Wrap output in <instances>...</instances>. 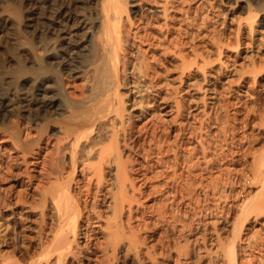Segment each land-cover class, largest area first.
Here are the masks:
<instances>
[{
    "label": "bare ground",
    "instance_id": "bare-ground-1",
    "mask_svg": "<svg viewBox=\"0 0 264 264\" xmlns=\"http://www.w3.org/2000/svg\"><path fill=\"white\" fill-rule=\"evenodd\" d=\"M142 1L0 0V3H4L3 9L14 18L13 20L18 23L25 20L27 25V35L25 34L27 44L24 45H28V56L25 55L27 59H24L23 56L26 61L18 63L14 74L16 76L26 75L27 79L25 81L27 80L31 85L29 90L25 92H21V89L24 88L23 85L21 89L16 88L13 92L1 94L0 119L2 121L8 119L12 112L16 115L22 110L35 112L31 119V127L37 133L32 132L31 134L34 133L35 135L29 136L28 140L26 138V136L28 137L27 133L25 138H21L17 125L13 126L14 140L22 151V161L31 164L33 167H39V171H37L38 169L35 170L40 173L41 177L39 179L40 177L37 175V179L30 172H27V176L25 175L27 177V179L25 177V180H27L28 184L34 182L32 181L33 177L36 181L39 180L41 182L40 186L38 187V184L36 187L40 189L35 190V192L38 191L37 193H39L38 196L40 197L36 199H40L42 202V209L38 213V227L34 231L38 246H42L41 253L36 258L31 255L29 264H39L41 260L51 262V264H120V257L122 255L126 257L129 254L135 257L137 264H141L138 250L139 246L144 244L146 236L140 234V227H136V224L139 223L134 224V220L141 217H137L138 205H140V200L143 197L144 191L142 188L146 185L148 178L145 172L146 165L142 161L145 159L144 162L149 163L150 158L148 157L155 154L154 159L159 162L157 156H159V159H163L161 156L164 157L167 152L173 150L174 156L173 159L170 158L172 159L169 160L170 163L167 159H163L170 166L166 165L172 168V176L168 175L167 177L166 174V177L172 182L177 174L176 167L177 165L180 166L178 161L181 159H179V151L181 150L178 145L181 138L180 140L177 139L178 144L174 146L177 148L173 149V146L171 147L172 144L170 143V145L169 142L161 137L163 144L167 147L164 149V145L157 138L158 125L154 126L155 124H152L150 129L142 126V128H135V116H137V119L139 116L142 117L147 113L148 109L145 106L147 104L145 100H148L146 96L149 93H143V88H150V93L154 97L160 98L161 87L165 85V83L162 84L161 82V74L167 70L164 66L166 64H161L164 70L161 69L163 72L159 73L152 62H150L152 61L150 57L152 56L151 58L154 61L157 54L154 57L152 54L149 56V53L160 49L163 52H170L172 56H176L180 67L179 78L182 83L185 81L184 79L188 80L191 76H195L196 73H200V76H202L207 70L212 69V58L216 57L219 60L224 41L226 40L221 38L223 35L220 32H217L219 36L221 35L220 37L216 33H214L215 35L212 34L215 37V39L213 37L212 40L210 39L212 41L211 47L214 48H212L213 53L212 50L207 51V48H204V40L195 39L198 33L194 36L193 32L191 34L193 37H191L187 30V23L189 24V16L191 15L189 13L192 11L189 12L191 5L185 4V0L179 2L181 4L184 3V5L182 4L184 12L182 13L181 11L183 10L178 8L182 15L177 16V19L179 16L181 17V20L179 18L181 22L178 23L179 25L175 23L177 24L175 25L176 32L173 31L175 27L173 28L172 26L175 20V16L172 14L173 10H175L174 0H152V2L155 1L156 3H153V5L149 4V6H144ZM244 1V5L247 7L245 23L247 28L251 30L258 12L264 13V1L258 6H252L251 0ZM182 6L180 7L182 8ZM138 10L147 11L148 13L152 12L149 22H144L142 31L139 29V25H134ZM177 10L176 12H179ZM156 18H161L160 20L162 21H158ZM237 23L234 37L236 46L238 45V33L242 30L240 24L246 26L243 21L242 23L239 21ZM153 24L155 26L158 24V28L152 27ZM170 25L171 27H169ZM14 26L16 27V25L12 27ZM171 28L173 29L172 32L176 33L174 36H172L174 33H170ZM160 31L163 32L160 34ZM144 42L146 47L141 49L140 52L139 49L141 47H138ZM134 45H139L136 49L139 53L134 48L137 54L135 55L134 53V58H130L129 55H133V53L127 47ZM158 60L160 61L162 58ZM158 60L157 62H159ZM160 63L158 66H160ZM261 63L259 64L260 66L262 65ZM89 69H93L94 74ZM87 70L92 73L93 77L90 78V75H87L89 72L86 74ZM80 74H83V77L85 76L84 74L88 76L89 80L85 81L86 84H81L83 78H80L82 81H75V78L68 79L72 76L77 77ZM80 76L82 77V75ZM86 76L85 78H87ZM9 81L11 80H8V83ZM84 85L89 86L92 92L90 93L91 89L87 87L86 89L89 88V95H86L87 92L85 95H79L81 94L79 93L77 94L79 97H73L76 94V89L73 87L78 88L81 86L84 88ZM71 87L75 91L70 90ZM122 88H125V91H120ZM77 91L79 90L77 89ZM83 92L85 91L83 90ZM144 96L147 99L145 98L144 100ZM151 98L153 99V97ZM150 102H148V105ZM155 102L157 101L154 100L153 105ZM86 103H89V106ZM176 104L179 103L176 101ZM64 111L65 113H63ZM136 111L140 112L138 113L139 115L134 113ZM66 112L68 113L66 114ZM259 115L261 116V113ZM259 115L258 117H260ZM60 116L64 117L60 118ZM135 129L138 130L136 131ZM188 131L187 136L189 134V138L196 134L195 131H193L194 133L192 130ZM47 135L53 137L50 138ZM140 135L141 137L144 135L149 136V139L146 138L147 141L143 138L146 142H149L148 148L143 145L144 142L142 144L140 139V143H138V136ZM43 136H45V142L44 145H41ZM158 136L160 135L158 134ZM241 139L240 141L238 140L236 148L239 163L237 177L241 194L236 201V213L231 226V237L223 252L213 255L214 258L212 259L214 260L211 259L212 262L209 264H217V261L220 264H241L237 249L240 233L245 229L250 218L260 217L264 213V139L262 143L259 142V148H253V144L251 145L250 141L247 142L250 145L243 147L244 144ZM48 144H52L51 149ZM46 145H48L46 148L49 150H46ZM198 145L201 149V157L205 159L207 149L204 140H199ZM169 149L171 150L169 151ZM43 150L45 152L42 154L41 151ZM27 154L33 155L31 160L26 159ZM186 156L184 155V157ZM142 157L144 159L140 160ZM180 157H182L181 154ZM189 157L187 156L182 160L183 164L186 165L189 162ZM210 161L208 160L207 162L210 163ZM79 167L80 170H78ZM169 167L166 168L168 169ZM187 167L188 170L186 171L191 170V166L187 165ZM7 168L10 169L9 167ZM163 174L161 173L160 175ZM209 181H211V177ZM209 181L208 183H210ZM208 183L207 186L209 187L211 184L209 185ZM34 186L36 185L32 186L33 189H36ZM204 186L206 187V185ZM212 190L215 189L212 188ZM17 193L13 197L15 200H11L13 204L26 201L28 194L24 196L23 194L25 193ZM35 194H31V196ZM174 197L175 195H173ZM3 198L1 199L0 197V203L6 206L4 208L12 205V203L9 204V201H6L8 204L4 205L6 202H4L5 200L3 201ZM101 200H109L107 205L109 210L105 217H102L101 210L97 209L99 207L98 202ZM34 202L39 204V200L32 203L35 204ZM30 207L28 208L30 209ZM159 212L158 214L162 215L163 212ZM93 218L103 219L100 225V222H98V228L101 230H97L100 233L103 232L104 236L102 235L103 241L101 242H97L96 236H93L95 230L91 224ZM7 225L6 228L8 227ZM33 226L35 225L33 224ZM1 232L0 234L3 236ZM48 232L49 236L45 237ZM35 237L32 235V238ZM194 241L195 244L200 243L201 246H212L213 244L211 242L207 243V238L204 236H201L200 239L195 238ZM218 241L219 243L216 245L219 244L221 246L220 240ZM98 250L101 251V255H96ZM215 250L214 252H216ZM19 261H14L12 264H15V262L16 264H22ZM45 261L44 264H46ZM179 261L178 263H180Z\"/></svg>",
    "mask_w": 264,
    "mask_h": 264
},
{
    "label": "rangeland",
    "instance_id": "rangeland-1",
    "mask_svg": "<svg viewBox=\"0 0 264 264\" xmlns=\"http://www.w3.org/2000/svg\"><path fill=\"white\" fill-rule=\"evenodd\" d=\"M147 1H142V3H144V6H149V4L153 5V3H156L155 1L152 2V0ZM174 1L175 10H173L174 12H171L175 16L174 25H172L173 28H175L174 30L171 28L170 33L176 32L175 25L181 22L180 16L184 12L182 6V4L184 5V3H179L181 0ZM243 1L244 0H187L186 2L185 0V4L188 3V6L191 5V9L189 7L190 11H188H192L191 13H189V15L191 14L189 16V21L187 20L191 25L190 26L187 23V30L189 31L188 33H190L189 35L191 37H193V35L195 36L198 33L196 35L197 38L195 37V39H199L202 41L204 40V48H207V51H211L213 48L211 47V40L212 37L215 39V37L213 36L215 35L214 33H216L217 35L220 32V34L223 35H220L221 38H223V40L226 39L223 44L222 54H220L219 56V60L216 59V57H213L212 69L207 70L204 75L200 76V73H196L197 75L195 74V76H191L188 80L184 79L186 82L183 81L181 83L179 78V61L176 56H172L170 52H163L160 49H158L159 51L154 50L155 53H149V56H151L152 54L154 55V57L157 54L155 57L156 61L154 60L156 63L151 58L152 56L150 57V60L152 61H149L152 62V64L155 66V69L159 73H162V70H164V67H162L161 64H166L164 66L167 70H165L166 72L164 71L161 74V82L162 84L165 83V85H162L161 87V91L159 94L160 98L154 97L152 93H150V88H143V93H149V95L146 96L148 97L149 101L145 100L146 97L144 96L145 103H147L145 106L148 109L147 113L142 117L139 116V118L137 119V116H135V128L143 127L150 129L152 128V124H155L154 126L158 125L157 138L160 139V143L162 142L161 144H163L162 140L164 139L165 141L169 142V144H172L170 145L171 147L173 146V149L177 148L174 146H177L178 140H180L181 138L178 145L179 149L181 150L179 152L182 157H180L179 154V159H181H178V163L180 166L177 165V174L175 173L176 176L174 181L172 182L167 177L168 175L172 176L173 174V171L171 173L172 168L169 167L170 165L168 164V162L170 163L169 160L173 159V150L170 151L171 149H169L170 152H167L164 157L161 156L164 160L167 159L168 162L166 161V163L163 159H159V156H157L159 162L157 161V159L155 160V154H152L148 157L150 158V160L146 158L147 160H149V163L146 162L147 164L144 162V157L140 159H144L142 163L146 165L145 172L147 174L146 176L148 177L147 182L145 183L146 185L144 186V188H142L144 192L143 197L140 200L141 203L140 205H138L137 217H141L134 220V224H136L137 222L139 223L136 224V227H140V234H142V236H146V238L144 239V244L139 246L138 250V254L141 258V264H209L212 262V260H214L212 259L214 258L213 255H216L218 253L221 254L223 252L225 247H227L225 245H227L228 240L231 237V226L236 213V201L241 194V192L239 191V183L237 177L239 169V163L236 154L237 143L242 138L241 141L244 144L243 147H247L248 145L253 144V148H259L260 143H262V140L264 139V13L258 12L256 20L252 24L253 29H248L247 24L245 23L247 7H245V1ZM263 1L264 0H251V3H253L251 5L258 6ZM1 3L0 96L2 93L5 94L8 92H13L14 90H16V88L21 89L23 88V85L24 88L21 89V92L28 91L29 86L31 85L30 82L28 83L27 80L25 81V79H27L26 75L16 76L14 74V70L17 67L18 63L20 61H26L24 59H27L26 56H28V45H24L27 44L26 22L25 20H23L18 23L13 20L14 18L3 9L4 3ZM179 5L182 6V8ZM176 7L177 9H182V13L179 11V9L177 10ZM176 10L179 12H176ZM150 13H148L147 11L138 10L135 16L136 18L134 19V25H139L138 27L141 30L144 22H149V18L152 17V12ZM260 14L263 15H261L262 17L260 16L262 19L259 17ZM178 15L180 16L177 19ZM160 19L161 18H159L158 21H162ZM238 21L241 23L243 21V24H246V26L240 24L242 30L240 29L241 31L238 33V45L236 46L234 43V37L236 34V25H238ZM15 22L16 24H14ZM9 23L12 26L16 25V27H12ZM157 25L158 24H156L155 26L153 24L152 27L158 28ZM169 27H171V25ZM23 29H25V31H23ZM172 30L174 32H172ZM161 32L163 31H160V34ZM192 33L193 35H191ZM175 34L176 33L172 34V36H174ZM20 39H22L23 42L22 40L20 41ZM137 46L139 45L127 47V49L130 51L132 50L131 53H133L132 55L129 51V53L131 54L129 55L128 53L130 58H134V56L139 53V51L141 52V49H144L146 47V44L145 42L142 43V45L138 47H141L139 51L136 50ZM134 48L137 53H135ZM157 51L159 54L156 53ZM212 52L214 53L213 50ZM158 56L159 58H162V60L159 61ZM157 60L159 62H157ZM159 63L161 67L158 66ZM260 63L262 64L261 66L259 65ZM90 71H92V73L94 74L93 69H91ZM90 71L87 70L86 74L89 72V74L87 75H90L89 77L91 78L93 77V75L92 73H90ZM86 74L84 75L86 76ZM80 75H82V77ZM80 75L77 77L72 76L73 78L69 77L68 79L75 78V81H80V78H83V81L81 80L83 83L81 82V84H84L85 81L87 82L89 80L88 76H86L87 78H85V76L83 77V74ZM8 80L11 81H9L8 83ZM80 87H73L76 89V91L72 87L71 89L69 88L76 93H73L75 94V96L73 95V97H79L77 95L79 93H81L79 95H85L88 92L86 95H89V86L84 85V88ZM87 87L89 88L86 89ZM77 89L79 91H77ZM82 89L85 92H83ZM120 91H125V88L120 89ZM91 92L92 89L90 90V93ZM163 96L164 98H166L164 99ZM149 97H153V99H150ZM154 100L157 102H155L153 105ZM176 101L179 104H176ZM148 102H150L151 104L149 103L148 105ZM86 104L89 106V103ZM63 113H65V111ZM67 113L68 112H66V114ZM134 113L136 115H139L138 113L140 112L136 111ZM260 113L261 116L259 115ZM33 114H35V112H33L32 110H22L18 115H16L14 112H12V114L10 113L9 118L6 120L2 121V119H0V121L2 122H0V197L1 199L3 197H6V199L3 198V201L5 200L4 202L9 201V204L12 203V205H8L7 208H4L6 206H3V204L0 203L1 206H3H0V230L2 231L0 232L3 235L1 236L0 234V262H2L0 264H12V262H17L19 260L21 261L19 262L22 264H29L28 262H30L31 260V255H34L36 258V256L38 257V254L41 253L42 246H38V240L36 239L34 232L38 227L37 221H39V210L42 209L41 200L36 199L40 198L38 196L39 193H37L38 191L35 192V190L40 189L36 187L38 184L39 187L41 182L34 179V177L36 178L37 175H39L38 177H40V173L37 172L39 171V167H33L31 164H27L26 162L22 161V151L17 146L14 140L13 132V126L16 124L20 131L21 138H25L26 133L28 135V137L26 136L27 140L30 138L29 136L35 135L37 131H34L35 129L31 127V119L32 116H34ZM258 115L260 117H258ZM57 116L59 117V115ZM63 117L64 116H60V118ZM135 130L137 131L138 129ZM188 130H192V132L195 131L196 134H193L189 138V134L187 136V133H189ZM32 132H34L35 134H31ZM158 134L160 136H158ZM47 136L50 137V135ZM140 137L141 135L138 136V143H140L141 140L142 144L144 142L143 145L147 146L146 148H148L149 142L146 141L147 139H149V136L144 135L143 137H141L142 139ZM42 139L44 141L42 140L41 145H44L45 136H43ZM202 139L204 140L207 149L205 152V159L204 157H201V149L198 145L199 140ZM251 139L254 141H252ZM248 141H250V144L247 143ZM48 145H46L45 148L48 146L51 149L52 144ZM163 145V147H165L164 149H166L167 147L165 146V144ZM47 149L48 148H46V150ZM44 150L41 151L42 154L46 151ZM184 155L190 156V160L186 165L183 164L182 161L187 157H184ZM32 157V154L26 155L27 160H31ZM208 160H211L210 163L207 162ZM156 161L157 163H155ZM180 161L182 162L180 163ZM152 162L155 164H153ZM164 163L165 165L168 164L169 166H165ZM67 165L69 166L68 163ZM187 165L191 166V170H189L190 173L189 171H186L188 170ZM66 166L64 167L66 168ZM68 166L67 169H69ZM7 167H9L10 169H8ZM166 167H169L171 169H167ZM35 169L38 170L36 171ZM78 170H80V167ZM27 172L35 175L32 179V181L34 182H31L30 184H28L26 182L27 180H25ZM161 173L164 174L160 175ZM210 177L211 181H209ZM39 179H41V177ZM166 180L169 183H167ZM175 180H177L176 183ZM208 181L210 183H208ZM207 183L209 185L211 184L212 186L210 185L208 187ZM32 184L36 185L34 186V188L36 189H33ZM204 185H206V187ZM212 188L215 190H212ZM177 189L179 190L177 191ZM32 191L36 193L32 196L37 195L38 197L33 198L31 196V194H34ZM17 192L25 193L23 194L24 196L28 194L27 199H25L24 197L26 201L13 204L11 200H15L13 199V197L18 194ZM4 193H7L6 195L10 197L6 196ZM173 195H175L174 198ZM31 199H34L33 201L39 200V204L38 202H34L35 204H33V201ZM7 202L4 203V205L8 204ZM108 202L109 200H101L98 202L99 207L97 209L101 210L100 212L102 217H105L106 213L109 210L107 206L109 204ZM39 205L40 207H38ZM28 207H30V209ZM31 209H34L33 212ZM159 210H161V213L163 212L162 215L158 214ZM30 214L32 216V219ZM99 219L100 218H93L91 223L92 227L95 229L93 236H96L95 239L97 242L103 241V232L100 233V231H97L101 230L98 228V222H100V225L103 220L102 218L100 220ZM6 224H8L7 228ZM33 224L36 226V228L35 226H33ZM32 235H34L35 238H32ZM48 236L49 232L45 237ZM201 236L207 238V243H213L212 246H201L200 243H196V245L194 241L195 238L200 239ZM217 239L220 240L221 246H219V244L216 245L217 243H219ZM83 241L84 240L82 238V242ZM237 249L238 258L241 264H264V213L260 217H252L248 220L245 229H243V231L240 233V239L237 241ZM214 250L216 252H214ZM99 251L100 250L96 251V255L102 254L101 251ZM130 255L131 254L127 255L128 257L122 255V258L120 257L119 259V262L120 260L122 262H120V264H137L135 257L131 255L134 258L133 261V258ZM44 261L45 260H41L39 264H44ZM178 261L180 263H178ZM216 263L220 264L218 263V261ZM46 264H51V262L49 263L47 261Z\"/></svg>",
    "mask_w": 264,
    "mask_h": 264
}]
</instances>
